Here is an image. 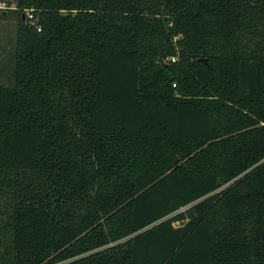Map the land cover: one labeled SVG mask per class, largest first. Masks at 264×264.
<instances>
[{
	"label": "trees",
	"instance_id": "16d2710c",
	"mask_svg": "<svg viewBox=\"0 0 264 264\" xmlns=\"http://www.w3.org/2000/svg\"><path fill=\"white\" fill-rule=\"evenodd\" d=\"M16 4L0 264H264V0Z\"/></svg>",
	"mask_w": 264,
	"mask_h": 264
},
{
	"label": "rangeland",
	"instance_id": "374dc122",
	"mask_svg": "<svg viewBox=\"0 0 264 264\" xmlns=\"http://www.w3.org/2000/svg\"><path fill=\"white\" fill-rule=\"evenodd\" d=\"M16 0H0V84L8 85L13 83V68L15 65L16 34L19 25V14L16 12ZM203 53V55H202ZM198 62H208L205 52L202 51ZM14 179H23L27 183H39L40 177L27 173H13ZM16 183V182H15ZM1 201L4 202L3 195H0V220L3 218L5 209ZM181 223H175L180 226Z\"/></svg>",
	"mask_w": 264,
	"mask_h": 264
},
{
	"label": "built area",
	"instance_id": "2783aa9c",
	"mask_svg": "<svg viewBox=\"0 0 264 264\" xmlns=\"http://www.w3.org/2000/svg\"><path fill=\"white\" fill-rule=\"evenodd\" d=\"M27 15H28V17H29L30 19H33V14H32V12L27 13ZM169 61L175 62L176 60H175V58H172V59H168V62H169Z\"/></svg>",
	"mask_w": 264,
	"mask_h": 264
},
{
	"label": "water",
	"instance_id": "95a60500",
	"mask_svg": "<svg viewBox=\"0 0 264 264\" xmlns=\"http://www.w3.org/2000/svg\"><path fill=\"white\" fill-rule=\"evenodd\" d=\"M25 16H26V15L24 14L23 17H25ZM202 55H203V53H202ZM204 63L208 64V62H207L206 60H204Z\"/></svg>",
	"mask_w": 264,
	"mask_h": 264
}]
</instances>
